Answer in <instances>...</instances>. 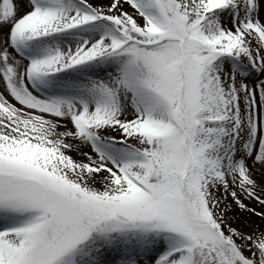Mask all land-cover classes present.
Instances as JSON below:
<instances>
[{"label":"snow or ice","instance_id":"snow-or-ice-1","mask_svg":"<svg viewBox=\"0 0 264 264\" xmlns=\"http://www.w3.org/2000/svg\"><path fill=\"white\" fill-rule=\"evenodd\" d=\"M0 264H264V0H0Z\"/></svg>","mask_w":264,"mask_h":264}]
</instances>
